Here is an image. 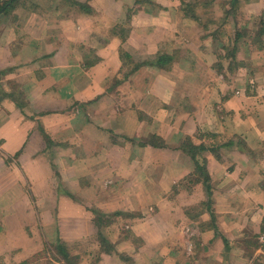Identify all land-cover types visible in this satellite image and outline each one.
Instances as JSON below:
<instances>
[{"label": "crops", "instance_id": "0c3cea01", "mask_svg": "<svg viewBox=\"0 0 264 264\" xmlns=\"http://www.w3.org/2000/svg\"><path fill=\"white\" fill-rule=\"evenodd\" d=\"M70 1L0 15V264H264V44L197 0Z\"/></svg>", "mask_w": 264, "mask_h": 264}, {"label": "rangeland", "instance_id": "374dc122", "mask_svg": "<svg viewBox=\"0 0 264 264\" xmlns=\"http://www.w3.org/2000/svg\"><path fill=\"white\" fill-rule=\"evenodd\" d=\"M197 1H198L197 7H194V9L196 10L198 17L202 18L200 20L201 26L212 27V30L217 29V32L223 29V31L225 30L226 33H229L230 36L226 38L225 42L228 45V47H230L231 49L233 45V37H235V34L240 31H243L246 34V37L250 35L248 38L251 39L252 43L255 42V44L257 45L264 44V36H263L264 35V20L263 18L257 19L254 22L248 17V14H246L248 12L243 11V4L248 3L249 0H237V2L239 1V6L242 5V8L240 7L241 9L239 8L238 5H236L235 7L232 6L231 12L230 10L228 12H230L229 18L232 17L233 22H230L229 24H227V27H224L223 25L224 22L222 18V13H224L223 6L227 0H221L222 7L218 5L213 8L211 6L214 3L220 2V0H197ZM236 19H239L238 21L239 23L236 22ZM259 34H260V37H259ZM232 56L229 57L231 58V60L230 62H228L227 65L233 64L234 59ZM227 70H231L229 66H227Z\"/></svg>", "mask_w": 264, "mask_h": 264}, {"label": "trees", "instance_id": "16d2710c", "mask_svg": "<svg viewBox=\"0 0 264 264\" xmlns=\"http://www.w3.org/2000/svg\"><path fill=\"white\" fill-rule=\"evenodd\" d=\"M17 0H0V15L3 13H7L10 12V10L13 7V4L16 2ZM68 1L72 6H76L78 7L80 10L86 11L87 8L85 5L82 4H77L76 2L70 1V0H66ZM237 5V0H233L232 6H236ZM231 12V10H230ZM230 12L227 13L228 17L230 16ZM172 62V58H170L169 56L166 55H160L158 56V59L151 63L152 65H156L158 67H166L167 65L171 64ZM140 65H135L134 69L131 71V73H134L136 70H138V68H140ZM192 148V147H191ZM191 152H193V154L195 155L194 149H191ZM198 169H200L199 165H198Z\"/></svg>", "mask_w": 264, "mask_h": 264}, {"label": "built area", "instance_id": "2783aa9c", "mask_svg": "<svg viewBox=\"0 0 264 264\" xmlns=\"http://www.w3.org/2000/svg\"><path fill=\"white\" fill-rule=\"evenodd\" d=\"M259 241H260L261 244L264 245V230L262 231V233L259 236Z\"/></svg>", "mask_w": 264, "mask_h": 264}]
</instances>
